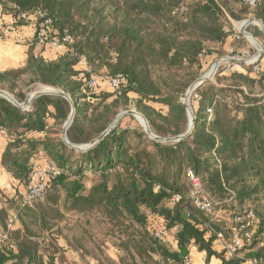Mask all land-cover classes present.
<instances>
[{"label":"trees","instance_id":"obj_1","mask_svg":"<svg viewBox=\"0 0 264 264\" xmlns=\"http://www.w3.org/2000/svg\"><path fill=\"white\" fill-rule=\"evenodd\" d=\"M0 4L11 11L16 26L29 24L22 14L40 11L53 21L51 36L68 31L73 37L54 60L36 56L32 47L24 67L0 72V90L20 103L35 85L67 93L75 104L67 133L74 145L97 139L119 111L131 105L155 135H183L190 122L183 104L190 83L177 72L196 65L203 69L204 59L238 45L231 19L253 15L264 25V0L253 8L243 0ZM32 22L38 29L40 23ZM119 75L125 82L114 90L105 79ZM92 79L98 83L95 89L88 86ZM217 82L223 86L204 84L192 95L196 126L188 138L156 143L142 127L120 123L95 147L79 153L59 137L70 113L68 101L43 96L23 111L0 98V131L8 137L3 168L24 188L37 165L50 163L62 171L31 207L21 209L24 194L8 201L22 229L9 232L0 248V264H56L60 249L54 241L64 235L65 213L100 217L112 236L116 231L121 264H185L194 248L206 253L205 263L215 257L219 264L251 259L264 264V56L254 66H241L228 75L219 72ZM41 159L44 162L37 163ZM188 171L217 203L213 220L195 206ZM88 178L99 179L98 185L87 189ZM174 196L181 200L173 203ZM250 212L255 219L247 227ZM8 221V213L1 210L0 236L7 232ZM159 224L172 232L175 247L153 237ZM233 229L244 239V260H226L218 240L222 234L229 244Z\"/></svg>","mask_w":264,"mask_h":264},{"label":"built area","instance_id":"obj_2","mask_svg":"<svg viewBox=\"0 0 264 264\" xmlns=\"http://www.w3.org/2000/svg\"><path fill=\"white\" fill-rule=\"evenodd\" d=\"M21 19L28 22L34 23V27L36 29L35 36L38 41V45L44 48L52 49L57 54H63L66 52L67 46L73 43V37L68 33V31H64L63 36L54 37L51 36L50 32L52 31L53 21L47 17V15L43 12L36 11L33 14H22ZM39 22L38 29L36 28L35 22ZM10 29L5 28L4 34H10ZM17 45H22V40L18 39L16 41ZM259 60H255V62L248 64L246 66H253ZM233 71V70H232ZM106 83L112 89H118L124 82L125 79L119 75L115 78H106ZM98 83L95 79H92L88 82V86L91 89H95ZM29 110V109H28ZM62 175V171L53 164H40L37 165L33 171L29 174L27 179V184L25 187L24 198L21 203V209L26 207H31L36 200L42 199L48 191L49 185L52 181L58 179ZM189 179L193 185L192 198L194 200L195 206L203 211L207 216L214 218V207L217 205L213 199L204 191L198 179L195 178L191 171H188ZM181 200L180 196H174L172 199L173 203L179 202ZM17 216H13L9 219L7 225V232L3 233L0 236V248L6 245L8 241L9 232L13 230L15 225L18 224ZM247 219L250 221L247 224V227L254 222L255 216L252 212H250L247 216ZM242 219L236 218V221H241ZM251 227V226H250ZM234 234L232 237V241L229 244H224V238L222 234H217L218 240L221 245H223L225 249V259L226 260H244L242 256V251L245 247L244 239L238 233V230L233 229ZM153 237L160 242H172L173 236L172 232L163 224L156 227L153 231ZM251 234L247 232L245 234V239L250 241ZM194 259L192 256L188 257L185 261V264H193ZM244 264H259L257 260H244Z\"/></svg>","mask_w":264,"mask_h":264},{"label":"rangeland","instance_id":"obj_3","mask_svg":"<svg viewBox=\"0 0 264 264\" xmlns=\"http://www.w3.org/2000/svg\"><path fill=\"white\" fill-rule=\"evenodd\" d=\"M243 1L245 2V0ZM247 1L249 2L248 3L245 2V3L249 7H252V8L255 7V5L252 4L254 3L255 0H247ZM251 19H256V17H254L253 15H250V16H240L238 20L231 19L232 29L235 31L237 37L240 40L238 42V45L234 47H232V45H227L225 48V53L223 55L217 56V57L211 56V57H208L207 59H204L203 69L202 68L200 69V67L196 65V66H193L192 68H188L186 70H181L177 72V76H180L184 82L187 81L188 83H190L189 85V88H190V86L196 80L203 77L211 69V67L214 66L215 62L220 58L228 57V58H236V59H242V60L244 59V60H248V63L250 64L255 62V60L257 59L256 57L258 54V50L259 51L261 50V45L259 43H261L264 46V33L261 31L260 29L261 27L250 25L245 30L246 32L252 34L255 37V39L257 40V41L254 40L255 43L251 42V40L248 38L249 36L244 37L241 34H239V29L237 28V26L244 23V21L251 20ZM232 48L234 49L233 51H232ZM262 56H264V53L262 54ZM260 58L258 60H260ZM242 66H246V65H242ZM240 68L241 66H238L236 64H230V63L223 62L220 64L214 76L209 80V82L204 83V84H213V85H217L218 87H221L223 85L217 82L218 73L220 72L222 75H228L229 73L232 72V70L234 71L235 69L238 70ZM43 87L44 86H41V85H35L31 88L29 93L36 92L37 90H40ZM190 106H191V98H190ZM122 111H137V110L135 109L133 105H131L128 108L121 109L118 114H120ZM121 123L123 127L143 126L141 124L140 117L134 118L133 116H125L122 119ZM61 133H62V129L60 130L59 137H61ZM40 162H44L43 159L37 161V163H40ZM98 181L99 179L97 178H88L85 181V186L87 189H90L91 187L98 185L97 183ZM61 206L63 207V200L61 202ZM60 211L63 213L66 212L62 208L60 209ZM65 215H66L65 217H67L68 219L63 224L62 234H64L65 236L67 235L69 236V235H75L76 234L75 232H77L78 236L85 235L86 237L85 239H87L85 242V245L87 247L86 248L87 254H88L87 256L89 257L91 256L92 259L101 257L102 260H103L102 257H105L103 264H121L120 257L122 254H121V251H118V248H117V245H120V242H119V238H117L118 235L116 231L113 233L115 236H112L111 230L108 229V225L104 224L100 220L101 219L100 217H96V218H88L85 216L73 217L71 216L73 214L69 215V213H65ZM133 231L134 229L131 228L130 232H133ZM49 242L51 241L48 240V243ZM45 243L46 242H41L42 246H47L48 243L46 244ZM54 243L56 244V247L58 249H61V247H59V244H60L59 240L58 241L55 240ZM107 259H109L108 262H107Z\"/></svg>","mask_w":264,"mask_h":264},{"label":"crops","instance_id":"obj_4","mask_svg":"<svg viewBox=\"0 0 264 264\" xmlns=\"http://www.w3.org/2000/svg\"><path fill=\"white\" fill-rule=\"evenodd\" d=\"M15 24L16 19L11 11L6 10L0 4V72L18 70L24 67L28 59V53L32 47L36 56H43L47 60H54L58 55H60L55 53L52 49L44 48L35 44L36 29L33 25L34 23H29L27 26H16ZM5 28L11 30L10 34H4ZM18 39L22 40V45L16 44ZM48 122L50 125H53L54 120L49 119ZM7 143L8 137L6 132L0 131V211H6L10 219L13 216H16V212L9 209L8 201H11L17 193L25 194V188L20 185L2 166V155L6 149ZM70 214H73L71 215L73 217L82 216L76 213H69V215ZM67 219L68 218L66 217V220ZM63 224L64 222L61 224V227H63ZM20 229H22V224L21 222H18L13 230ZM75 233V235L68 236L66 234L67 236L63 235L57 237V241L59 240V247H61V249L56 258V264H103L105 257H102V260L101 257L92 259L91 256H87V247L85 245L87 239H85V235L78 236L77 232ZM172 244L175 247L177 243L172 241ZM192 257L194 259V264H206V253H199L196 251V248L192 250ZM108 261L109 259H107V262ZM207 264H219V261H217L214 257L211 258Z\"/></svg>","mask_w":264,"mask_h":264},{"label":"water","instance_id":"obj_5","mask_svg":"<svg viewBox=\"0 0 264 264\" xmlns=\"http://www.w3.org/2000/svg\"><path fill=\"white\" fill-rule=\"evenodd\" d=\"M260 1L261 0H255L254 3H252V4H254L256 6ZM245 2L248 3L249 1L245 0ZM247 21H250V20H247ZM251 21H256V22L262 24L263 28H260V29L264 33V25H263L262 21L257 20V19H251ZM239 34L246 37L245 34H250V33L246 32V31H243V32L239 31ZM250 35H252V34H250ZM260 45H261V50L260 51L258 50V54L256 57L257 59H259L262 56V54L264 53V46L261 43H260ZM216 62H226V63H230V64H236L238 66L250 64V63H248V60L228 58V57L220 58ZM202 78L203 77L199 78L190 86V88L188 89V91L185 94V97L183 99V104L186 107L188 121H189L190 113L193 117V120H191V123L189 122L188 129L183 135L175 136V137H159V136H156L152 132L147 119L142 114L138 113L137 111H122L120 114H118L116 116V118L114 119L112 124L97 139H95L94 141H92L91 143L86 144V145H74V144H71L69 142L67 133H68V130L71 127V125L75 119V113H76L75 112V104H74L73 100L71 99V97L67 93H65L64 91L59 90V89H55V88L43 87L40 90H37L36 92L29 93L27 100L23 103H19L11 94H9L6 91L0 90V98L7 100L12 105H14L15 107H17L23 111H27L30 108V106L34 100H36L40 97H43V96L61 97V98L65 99L66 101H68V103L70 104V113H69L68 119L66 120V122L63 126L62 133H61V139L66 146H68L70 149H72L78 153L79 152H86V151L92 149L93 147H95L97 144H99L111 131H113L114 129H116L120 125L122 119L125 116H133L134 118L136 116L141 117L146 123L145 127H143V126H141V127L144 130V132L147 134V137L150 141H153L156 143H164V144H176V143L188 138L192 134V132L196 126V123H195L196 117L194 115L192 107L188 104L187 101H189L188 94L190 92L194 93L204 83L209 82L208 80L205 81Z\"/></svg>","mask_w":264,"mask_h":264},{"label":"bare ground","instance_id":"obj_6","mask_svg":"<svg viewBox=\"0 0 264 264\" xmlns=\"http://www.w3.org/2000/svg\"><path fill=\"white\" fill-rule=\"evenodd\" d=\"M250 25H255V26H259V27L263 28L262 24H260V23H258L256 21H251V20L250 21H246V22L244 21V23L238 25L237 28L239 29V31L243 32ZM245 35L249 36L248 38L251 40L252 43H255L254 40H256V39L252 35H250V34H245ZM221 63H223V62H215L214 66L211 67V69L203 76L202 79L205 80V81H207V80L209 81L214 76L215 72L217 71V69H218V67L220 66ZM192 95H193V93H191V92L188 94L189 101H187V102H188L189 105H190V98L192 97ZM138 117L139 116H136V118H138ZM140 119H141V124L143 125V127H145L146 126L145 121L141 117H140ZM189 119H190V123H191V120H193V117H192L191 113L189 115Z\"/></svg>","mask_w":264,"mask_h":264}]
</instances>
